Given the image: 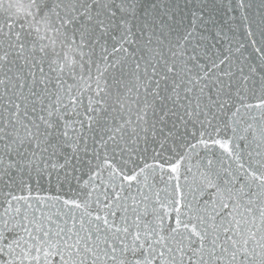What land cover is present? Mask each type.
Segmentation results:
<instances>
[{
  "label": "snow or ice",
  "instance_id": "1",
  "mask_svg": "<svg viewBox=\"0 0 264 264\" xmlns=\"http://www.w3.org/2000/svg\"><path fill=\"white\" fill-rule=\"evenodd\" d=\"M207 7L0 0V264H264V57Z\"/></svg>",
  "mask_w": 264,
  "mask_h": 264
},
{
  "label": "water",
  "instance_id": "2",
  "mask_svg": "<svg viewBox=\"0 0 264 264\" xmlns=\"http://www.w3.org/2000/svg\"><path fill=\"white\" fill-rule=\"evenodd\" d=\"M158 2L161 4V7L167 4L173 10H175L177 6H179L180 9H184L186 2L188 3V7L199 6L201 3L206 4L208 6L206 11H211L215 21L214 24L209 25L211 32L205 33L209 36V40H214L216 32L222 29L227 39L222 41L221 47L225 50L228 48L233 50L235 48H240L239 53H234L233 55V59L236 60L237 66L240 65L241 61L249 66H257L262 62L264 52L258 51V49L264 48V34L261 32V29H264V21H262V17H264V0H244L246 7L243 9L239 7L240 0H158ZM245 17H247V19H245ZM6 19L7 13H0V22L5 21ZM249 32H252L253 35L250 36L248 34ZM256 79L257 83L254 86L255 95L259 96V74L257 75ZM249 83L251 85L252 82L250 81ZM246 102L255 103V97L249 93ZM244 119H248L247 116H245ZM248 122L251 123L252 121L248 120ZM244 126L246 125H242L241 127ZM198 128L199 126L194 129L192 125H189V132L195 131L197 132V136H199V132L197 131ZM220 135L225 136V132L222 131ZM226 136H233V133L230 129L227 130ZM188 139L191 140V136H189ZM248 140H252V136L250 134L248 135ZM192 142L194 143L195 141ZM232 142L241 144L244 143L238 140H233ZM255 147L256 142L253 141L251 148ZM177 151L183 152L184 149L177 146ZM198 152L199 156H194L191 161L193 165L197 162H206V159L210 158L217 161L219 166L220 160L224 159L225 157V154L218 147H210L209 149L201 147L198 149ZM168 155V153H165V158H167ZM201 157L205 159L201 160ZM144 162L145 161L143 159L139 161L141 166H143ZM147 162L153 163L151 155L149 156ZM152 182L155 183L159 188L164 187L163 183L159 181L158 170L156 178ZM45 188H48L47 183H45ZM63 192H68V189L65 188ZM63 192H61L57 186H53L51 188V194L53 195H63Z\"/></svg>",
  "mask_w": 264,
  "mask_h": 264
}]
</instances>
